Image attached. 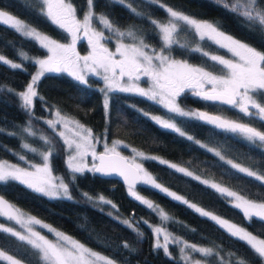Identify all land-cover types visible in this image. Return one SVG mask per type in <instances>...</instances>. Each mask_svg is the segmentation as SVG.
<instances>
[{
	"label": "trees",
	"instance_id": "trees-1",
	"mask_svg": "<svg viewBox=\"0 0 264 264\" xmlns=\"http://www.w3.org/2000/svg\"><path fill=\"white\" fill-rule=\"evenodd\" d=\"M162 2L200 20L216 22L225 33L264 50V40L256 32L243 27V21L240 18L214 3L213 0H162ZM228 2L230 3V0ZM33 3L34 0H0V9L30 22L51 38L67 42L68 34L39 16L30 6ZM72 3L77 8L78 16L87 8L86 0H72ZM95 3L97 11L107 12L110 18L121 26L141 25L148 33L146 42L156 47L160 46L159 38L152 34V25L146 19L135 17L119 5L104 8V0H95ZM133 6L156 19L163 20L166 16L162 8L150 4L148 0H134ZM178 39L181 44H187V47L181 48L174 45L172 55L201 66H210L214 62L201 52L193 50L197 47L210 54H227L225 49L208 39L201 40L194 32L181 34ZM21 50L32 57L47 55L46 50L42 49L38 43L26 39L11 28L0 25V54L15 62H22L24 65L23 69H11L9 66L0 65V129H4L0 132V160L23 162L19 159L22 154L28 159L38 158L39 154L23 149L21 145L28 143L42 151L49 146L40 139V135L31 136L22 129L29 126L28 121L31 120L34 132L46 136L50 133L53 136L51 130L42 121L51 116L53 111L59 110L89 127L97 137L122 140L129 146L143 151L147 156L157 157L158 159L141 158V164L162 186L198 207L231 223L244 226L250 232L264 236V223L254 218L249 224L241 210L229 203V198L201 182L207 180L209 183L228 187L248 199L264 200V184L239 173L226 163L232 160L234 163L264 174V148L258 146L259 142L253 144L239 133L218 129L214 125L194 118L173 115L158 103L135 93L110 92V106L106 115L101 91L95 85L81 84L66 72L46 73L41 78L38 82V93L43 99L34 100V108L29 115L20 107L19 98L4 88L7 86L17 92L21 91L30 81V74L36 70V65L30 61H24L17 55V52ZM86 50L85 42L78 40L77 51L84 53ZM89 80L93 83L99 82V79L91 77ZM178 99L186 107L200 109L201 112L209 115L249 123L253 127L264 130V122L243 116L231 105L219 101H207L187 92ZM145 113H156L173 118L187 135L199 140L200 144L158 125ZM8 133H16V135ZM53 139L54 145L51 144L53 156L50 160L52 171L62 175L67 182L70 170L66 167L63 158L65 152L60 140L55 137ZM201 145H207V147ZM209 149L215 151H209ZM121 150L124 154L128 152L124 147ZM215 152H219L223 159ZM160 160L168 163H161ZM170 162L187 168L193 175L187 176L175 171L169 167ZM75 175V184L70 186L74 197L72 200L49 198L28 189L19 182L0 186V195L19 209L74 237L86 246L113 257L121 264L125 259L130 260L131 264H183L178 258L180 253L176 244H169V251L176 259L164 255L162 250H153L154 233L149 225L166 227L175 236L200 246H219L223 260L216 257L206 258L210 264H227L231 252L236 253V256L246 257L252 261V264H260L244 242L231 237L207 217L201 216L187 205L172 199L151 185L141 182L133 190L154 202L155 205H159L173 220L162 221L158 211L148 209L136 200L130 195L129 187L116 179L102 178L87 170L84 174L76 173ZM196 176H199L200 180L195 179ZM85 192L93 197L105 196L113 201L116 208L88 201L82 195ZM101 208L103 211L100 210ZM109 212L113 215L109 216ZM117 214L121 220L131 219L139 222L138 227L143 232V238L137 237L131 229L114 219ZM143 221L148 223L145 224ZM0 224H4L5 227H15L13 221H6L2 217H0ZM124 241L137 251L130 254L122 246ZM0 248L18 259L23 258L25 263L34 260L29 246L10 234L0 233ZM0 264H6V262L0 261Z\"/></svg>",
	"mask_w": 264,
	"mask_h": 264
},
{
	"label": "snow or ice",
	"instance_id": "snow-or-ice-1",
	"mask_svg": "<svg viewBox=\"0 0 264 264\" xmlns=\"http://www.w3.org/2000/svg\"><path fill=\"white\" fill-rule=\"evenodd\" d=\"M133 2L134 0H104V8L119 5L135 17L146 19L152 25V34L157 36L161 42L159 48L146 42L148 33L141 25L128 24L121 26L114 22L107 12L97 11L95 0H86L87 8L82 11L80 16H78L77 8L72 0H34V3L30 5L39 16L66 32L70 43H60L42 33L30 22L23 21L0 9V25L11 28L26 39L38 43L47 52L45 58L32 57L23 50L17 52V55L22 57L24 61H30L36 65L37 70L34 74H30V83L26 85L25 90L17 92L15 89L4 86L5 90L14 93L21 102L20 107L31 115L34 100L43 99L38 93V82L46 73L66 71L81 84L90 86L85 76V70H87L97 76H102L105 82V87L99 89V91L104 93L103 107L106 115L110 106L108 95L110 92L135 93L162 104L169 112L177 116L194 118L214 125L218 129L239 133L253 144L259 142L258 146L264 147V130L253 127L249 123L209 115L199 110H185L178 103V98L186 89L192 90L194 95L204 100L219 101L231 105L243 116L253 117L264 122V50L225 33L216 22L200 20L183 10H178L163 3L162 0H148V2L158 5L165 11L166 16L163 20L156 19L147 12L139 11L138 7L133 6ZM213 2L236 15L243 21V27L256 32L264 40V0H232L231 3L228 0H213ZM94 22L102 26L103 30H97V27H94ZM105 30L109 35H105ZM188 32H194L201 40L208 39L220 48L226 49L233 58L211 55L197 47L193 50L201 52L202 55L214 62L213 65H193L187 60L176 59L172 55V48L174 45L181 48L187 47V44H181L178 37ZM80 33H83V37L87 38V42L91 46V51L84 56L76 51L77 41L82 38ZM125 39L129 42H125ZM112 40H115L114 51L106 46V42ZM0 65L9 66L11 69H23L24 67L22 62H15L3 54H0ZM142 77L150 81L149 87L140 86L138 81ZM56 117V120H48L46 123L54 132L58 124L63 125L64 131H59L56 134L63 139V143L69 149L66 160L67 168L70 170L68 181L65 182L64 177L57 178L53 176L50 163L53 150L48 147L47 150L38 153L42 157L43 162L41 164L29 163V167H21L18 164L0 161V186L7 185L10 182H19L28 189L49 198L72 200L74 197L70 186L75 184L76 173L84 174L86 170L104 175L115 173L129 182V193L136 200L148 209L158 211L162 221L173 220L159 205H155L154 202L142 197L133 190L136 181L139 180L155 187L172 199L187 205L201 216L213 221L231 237L244 242L249 250L253 252L255 259L259 260L260 264H264V236L250 232L244 226L231 223L170 191L167 187L158 183L143 168L142 164L136 162V156L144 159H158L157 157L146 156L136 149H132L135 156L131 158L122 156L117 151V146L122 144V141L119 140L113 141L112 147L105 144L104 152L98 155L93 143L95 137L90 128H86L74 118L62 115L59 110L56 111ZM153 119L162 127L170 129L180 136H186L188 140H195L194 137L187 135L178 127L173 118L166 120L153 117ZM28 125L22 131L35 136L36 133L31 127V120L28 121ZM3 131L4 129H0V132ZM8 134L16 135V133ZM40 139L44 141L45 145H51V140L48 137L41 136ZM195 143L200 144V141L195 140ZM201 146L207 147V145ZM21 147L33 153L38 151L28 143H23ZM209 151L215 150L209 149ZM89 154L98 159L99 164H93L89 168L84 162L85 157ZM215 154L223 159L219 152H215ZM19 159L26 161V157L23 155L19 156ZM160 162L168 163L165 160H160ZM226 163L239 173L264 184V174H261L260 171L244 167L232 160H228ZM169 167L184 175H193V173L177 164H169ZM130 174L134 177L133 179L129 178ZM194 178L200 180L199 176ZM201 182L222 196L229 198V203L234 208L241 210L249 224L254 218L264 223V200L248 199L244 195L231 191L217 183H209L207 180ZM82 195L94 204L109 205L113 209L116 208L113 201L103 195L93 197L86 192ZM100 210L103 211L102 208ZM108 215L112 216L113 213L109 212ZM0 217L6 221H15L16 224L25 229V233H22L16 231L13 227H5L4 224H0V233L16 237L17 240L24 242L32 250L31 254L34 260L27 261V264H121L113 257L96 251L72 236L45 224L40 219L24 213L18 206L6 200L2 195H0ZM114 219L131 229L137 237L143 238V232L138 227L139 222L131 219L121 220L119 214ZM143 223L147 224L148 222L143 221ZM31 225H40L47 228L49 232L54 234L55 238L49 239L36 231ZM149 227H152L155 238L153 250H162L164 255L176 259L169 251V244L180 245L178 258L183 264H210V261L206 259L210 257L223 260V257L220 256L219 246H200L184 240L182 237L175 236L166 227L160 225H149ZM191 230L195 231V229ZM122 246L130 254L137 251L127 241H124ZM191 253H197L205 259L194 258ZM0 261L6 262V264H25L23 258L18 259L2 248H0ZM123 264H131V262L125 259ZM227 264H252V261L244 256H236V253L231 252Z\"/></svg>",
	"mask_w": 264,
	"mask_h": 264
},
{
	"label": "rangeland",
	"instance_id": "rangeland-1",
	"mask_svg": "<svg viewBox=\"0 0 264 264\" xmlns=\"http://www.w3.org/2000/svg\"><path fill=\"white\" fill-rule=\"evenodd\" d=\"M232 2V0H230V3ZM3 10V9H2ZM5 11V10H4ZM13 15V14H12ZM15 16V15H14ZM17 17V16H16ZM18 18V17H17ZM20 19V18H19ZM204 21H206V20H204ZM94 27H97V30H103L102 29V26H100V25H98V23H95L94 22ZM42 32V31H41ZM42 33H44V32H42ZM45 34V33H44ZM105 35H109V33L105 30ZM80 36L82 37L79 41H81V40H83L84 42H85V44L87 45V50L84 52V53H79L78 51H77V44H76V51L81 55V56H84V55H87L90 51H91V46L88 44V42H87V38H84L83 37V33H80ZM50 37V36H49ZM54 39V38H53ZM56 40V39H55ZM58 41V40H57ZM60 43H70V39L67 41V42H62V41H59ZM125 42H129L127 39H125ZM106 46L110 49V50H113L114 51V48H115V40H112V41H109V42H106ZM154 46V45H153ZM156 47V46H155ZM160 47V46H159ZM159 47H157V48H159ZM226 50V49H225ZM226 52H227V50H226ZM211 55H219V54H214V53H212ZM220 56H224L225 58H233L232 56H231V54L230 53H228L227 52V54L226 55H220ZM46 56H44V57H38V58H45ZM176 59H181V58H178V57H175ZM182 60H184V59H182ZM189 62V61H188ZM190 64H193V65H199V64H196V63H192V62H189ZM36 70H37V66H36ZM36 70L33 72V74L36 72ZM62 72H66V71H62ZM67 74H68V72H66ZM71 76V75H70ZM85 76H86V79L88 80V84H92V85H95V87H97L98 89H101V88H104L105 87V82L103 81V79H102V76H97V75H95V74H93V73H91V72H88L87 70H85ZM72 77V76H71ZM89 77H91V78H95V79H99V82H97V83H93V82H90V80H89ZM73 79H75L74 77H72ZM76 80V79H75ZM28 83H30V81L28 82ZM138 83L140 84V86L141 87H145V88H147V87H149L150 86V81H148L147 80V78H141V80L140 81H138ZM206 87H208V86H206ZM25 88H26V86H25ZM25 88L24 89H22L21 91H23V90H25ZM185 92H187V93H190V92H192V90H185ZM184 92V93H185ZM102 93V92H101ZM183 94V93H182ZM109 95V94H108ZM102 98H104V93H102ZM153 101V100H152ZM154 102H156V101H154ZM157 103V102H156ZM178 103L185 109V110H192V111H195V109L194 108H191V107H186V106H184V105H182L181 103H180V101H179V99H178ZM159 104V103H158ZM159 105H161V106H163L162 104H159ZM164 107V106H163ZM165 108V107H164ZM62 115H65V116H68V117H70V118H74V117H72V116H70V115H66V114H63V113H61ZM148 114V116L155 122V123H157L156 122V120L155 119H153V117H159V118H162V119H169V118H167V117H165V116H162L161 114H156V113H147ZM171 114H173V115H176V114H174V113H171ZM57 119V117H56V111H53V113L51 114V116H49V117H46L45 119H43V123L44 124H46L47 125V123H46V121H48V120H56ZM75 119V118H74ZM75 120H77V119H75ZM78 121V120H77ZM81 123V122H80ZM82 124V123H81ZM158 124V123H157ZM84 125V124H83ZM158 125H160V124H158ZM85 126V125H84ZM161 126V125H160ZM178 126V125H177ZM47 127L51 130V133L53 134V136L55 137V138H57V139H59L60 140V142L62 143V146H63V149H64V155H63V158H64V161H65V164H66V160H67V156H68V154H69V149L67 148V146L63 143V139L61 138V137H59L56 133L57 132H59V131H64V129H63V125L62 124H58L57 126H56V131L54 132L48 125H47ZM86 128H89V127H87V126H85ZM179 127V126H178ZM33 129V128H32ZM36 132V131H35ZM93 132V131H92ZM36 134H38V135H40V136H46L45 134H41V133H39V132H36ZM69 135H71L70 133H68ZM93 135H94V133H93ZM52 135H50V133H49V135L48 136H46V137H48L50 140H51V144L52 145H54V142H53V137ZM94 137H95V140L93 141V143L95 144V151H96V153L98 152V151H104V146H105V144H107V146L108 147H112V143H113V141H116V140H118V139H107L106 137H97V136H95L94 135ZM119 141H122V140H119ZM52 145H48L49 147H52ZM125 145H127V147H125ZM31 147H33V146H31ZM122 147H124V148H126L127 149V153L126 154H124L123 152H122V150H121V148ZM33 148H35V147H33ZM264 148V147H263ZM38 151H37V154L39 153V152H41L42 150H40V149H38V148H36ZM132 149H136V148H134V147H131V146H129L128 144H126L124 141H122V144H120V145H118L117 146V151H119V152H121V153H123L126 157H129V158H131V157H133V156H135V153L132 151ZM47 150V149H46ZM136 150H138V151H140V152H143V151H141V150H139V149H136ZM43 151H45V150H43ZM144 153V152H143ZM146 156H147V154L146 153H144ZM23 155V154H22ZM21 156V155H20ZM24 156V155H23ZM141 158H143V157H139V156H136V162L137 163H140L141 164ZM161 159V158H160ZM0 161H7L8 163H10V164H18L19 166H21V167H29V163H31V164H41L43 161H42V157L41 156H39L38 158H35V159H28V158H26V161H23V162H13V161H10V160H7V159H1ZM84 162L88 165V167L89 168H91L92 166H93V164H95L96 163V158L95 157H93L91 154H89L88 156H86L85 157V160H84ZM173 162H170L169 164H172ZM175 164V163H174ZM178 166H180V165H178ZM243 166V165H242ZM66 167H67V165H66ZM180 167H183V166H180ZM245 167V166H244ZM144 168V167H143ZM183 168H185V167H183ZM145 169V168H144ZM187 171H189L187 168H185ZM69 170V169H68ZM146 170V169H145ZM148 172V171H147ZM149 173V172H148ZM52 174H53V176L54 177H57V178H59V177H63L62 175H60L59 173H54L53 171H52ZM66 182V181H65ZM222 186V185H221ZM223 187H225V186H223ZM226 188H228V187H226ZM229 190H231V191H234V190H232V189H230V188H228ZM236 192V191H235ZM239 194V193H238ZM21 210V209H20ZM23 211V210H22ZM24 213H26V214H29V213H27V212H25V211H23ZM29 215H31V214H29ZM31 216H33V215H31ZM33 217H35V216H33ZM37 218V217H36ZM39 219V218H38ZM42 221V220H41ZM14 222V225H15V227H14V229L16 230V231H20V232H22V233H25V229H23L19 224H16L15 223V221H13ZM44 222V221H43ZM45 224H48V223H46V222H44ZM49 225V224H48ZM51 226V225H50ZM31 227H33L36 231H39L42 235H45L46 237H48L49 239H54L55 237H54V234L53 233H51V232H49L48 231V229L47 228H43V227H41L40 225H31ZM54 228V227H53ZM56 229V228H55ZM58 230V229H57ZM153 230V229H152ZM60 231V230H59ZM62 232V231H61ZM74 238V237H73ZM155 239V238H154ZM77 240V239H76ZM79 241V240H78ZM162 242V241H161ZM177 245V244H176ZM178 247H180V245H177ZM191 255L194 257V258H200L198 255H197V253H191ZM200 259H202V258H200ZM25 264H27V263H25Z\"/></svg>",
	"mask_w": 264,
	"mask_h": 264
},
{
	"label": "water",
	"instance_id": "water-1",
	"mask_svg": "<svg viewBox=\"0 0 264 264\" xmlns=\"http://www.w3.org/2000/svg\"><path fill=\"white\" fill-rule=\"evenodd\" d=\"M103 152H104V151H98L97 154L99 155V154H101V153H103ZM120 154H121L122 156H125V155H124L123 153H121V152H120ZM125 157H126V156H125ZM95 164H99V160H98V159H96V163H95ZM95 174H97L99 177H102V178H112V179H116V180L120 181L121 183H123L124 185H126V186L129 187V182L126 181L123 177H121V176L118 175V174H115V173H113V174H111V175H104V174H101V173H95ZM129 178H130V179H133L134 177L130 174ZM139 183H141V181L137 180L136 183H135V185H134V187H135L137 184H139Z\"/></svg>",
	"mask_w": 264,
	"mask_h": 264
},
{
	"label": "flooded vegetation",
	"instance_id": "flooded-vegetation-1",
	"mask_svg": "<svg viewBox=\"0 0 264 264\" xmlns=\"http://www.w3.org/2000/svg\"><path fill=\"white\" fill-rule=\"evenodd\" d=\"M189 94H190V95H193V96H195V97H198V96L194 95L193 92H190ZM198 98H201V97H198ZM194 109H195V110H199V111H201L200 109H197V108H194Z\"/></svg>",
	"mask_w": 264,
	"mask_h": 264
}]
</instances>
